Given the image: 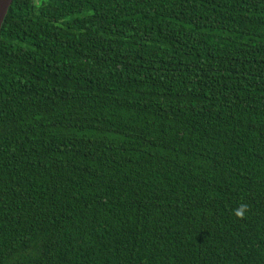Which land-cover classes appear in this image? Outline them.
<instances>
[{
  "label": "trees",
  "instance_id": "trees-1",
  "mask_svg": "<svg viewBox=\"0 0 264 264\" xmlns=\"http://www.w3.org/2000/svg\"><path fill=\"white\" fill-rule=\"evenodd\" d=\"M0 264H264V0H12Z\"/></svg>",
  "mask_w": 264,
  "mask_h": 264
},
{
  "label": "water",
  "instance_id": "water-1",
  "mask_svg": "<svg viewBox=\"0 0 264 264\" xmlns=\"http://www.w3.org/2000/svg\"><path fill=\"white\" fill-rule=\"evenodd\" d=\"M12 0H0V27Z\"/></svg>",
  "mask_w": 264,
  "mask_h": 264
},
{
  "label": "clouds",
  "instance_id": "clouds-1",
  "mask_svg": "<svg viewBox=\"0 0 264 264\" xmlns=\"http://www.w3.org/2000/svg\"><path fill=\"white\" fill-rule=\"evenodd\" d=\"M249 211V206L247 204H240L236 209L233 210V214L239 218L243 219L245 213Z\"/></svg>",
  "mask_w": 264,
  "mask_h": 264
}]
</instances>
